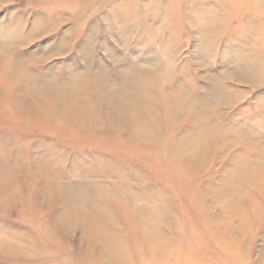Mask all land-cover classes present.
I'll return each mask as SVG.
<instances>
[{
  "label": "rangeland",
  "instance_id": "obj_1",
  "mask_svg": "<svg viewBox=\"0 0 264 264\" xmlns=\"http://www.w3.org/2000/svg\"><path fill=\"white\" fill-rule=\"evenodd\" d=\"M0 264H264V0H0Z\"/></svg>",
  "mask_w": 264,
  "mask_h": 264
},
{
  "label": "bare ground",
  "instance_id": "obj_2",
  "mask_svg": "<svg viewBox=\"0 0 264 264\" xmlns=\"http://www.w3.org/2000/svg\"><path fill=\"white\" fill-rule=\"evenodd\" d=\"M182 1H183V0H182ZM253 1H254V0H253ZM255 2H256V1H255ZM260 2H261V1H260ZM260 2H258V3H260ZM256 3H257V2H256ZM256 3H255V6L257 5ZM167 6H168V5H167ZM258 7H260V6H258ZM260 8H261V7H260ZM166 9H167V8H166ZM257 10H258V9H257ZM259 10H260V9H259ZM167 11H168V10H167ZM169 11H170V10H169Z\"/></svg>",
  "mask_w": 264,
  "mask_h": 264
}]
</instances>
